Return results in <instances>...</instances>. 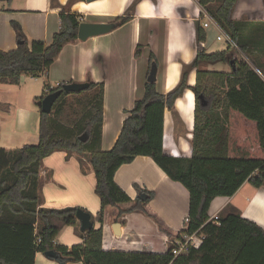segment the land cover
<instances>
[{
  "label": "trees",
  "instance_id": "1",
  "mask_svg": "<svg viewBox=\"0 0 264 264\" xmlns=\"http://www.w3.org/2000/svg\"><path fill=\"white\" fill-rule=\"evenodd\" d=\"M237 1L198 0V5L212 16L252 66L238 61L230 46L213 53L198 50L194 60L182 66L180 80L170 92L159 93L155 83L145 82L142 97L125 111L120 133L109 151L101 149L103 85L93 82H89L87 90L98 87V91L88 98L86 108L72 125L57 119L65 97L74 94L62 92L50 114L39 110L36 144L13 150L0 148V264H34L36 253L49 250L60 255L53 260L59 264H64L66 258L82 264H264V231L257 224L238 214H227L218 216L216 225L208 216L215 198L233 196L245 182L255 188L264 185V71L258 59L264 51V23L234 20ZM134 8L135 3L114 19L116 28L131 20ZM79 23L74 14L62 13L60 29L51 43L46 46L42 41H33L30 47L21 27L12 23L20 44L15 50L0 51V82L17 86L23 75H45L63 47L77 40ZM205 38L196 20V44ZM141 50L137 45L136 59ZM153 62L156 60L151 52L147 73ZM219 62L230 65V74L200 68L202 64ZM192 69L196 70L195 83L189 86L187 76ZM63 84L43 92L40 100ZM185 89L191 90L195 99L191 156L172 157L163 152L164 111L173 110L175 100ZM200 96L206 105L201 106ZM84 134L86 142L79 140ZM56 151L86 158L100 204L95 217L100 227L80 233L83 243L70 249L54 247L53 241L62 225L77 223L75 212L79 208L46 209L41 207L39 195L42 161ZM139 156L151 158L169 180L187 191L188 214L180 232H169L149 207L153 192L135 185L138 195L144 194L146 199L137 196L131 200L115 183L116 171ZM129 203V208H119ZM108 207L118 210L117 219L133 211L142 213L169 239L199 231L202 243L177 257L170 249L165 253L104 251L102 224Z\"/></svg>",
  "mask_w": 264,
  "mask_h": 264
},
{
  "label": "crops",
  "instance_id": "2",
  "mask_svg": "<svg viewBox=\"0 0 264 264\" xmlns=\"http://www.w3.org/2000/svg\"><path fill=\"white\" fill-rule=\"evenodd\" d=\"M155 1L157 6L153 5ZM189 1H193L192 5L189 7L185 2L182 14H178L177 10L175 13L172 2L164 14L165 0H94L91 3H86L85 0H26L24 9L1 6L0 51L7 52L17 47L12 23L21 27L29 47L33 41H42L48 46L53 35L60 29L62 13L74 14L77 20H84L82 22L114 23L116 17L123 16L135 3L130 21L104 35L67 43L47 73L40 76L47 80L43 92L56 88L61 83L93 82L103 85L101 149L109 151L120 133L126 117L125 111L131 110L134 102L143 95L149 53L152 52L155 56L156 90L162 94L177 86L182 66L189 65L194 60L199 50L195 39V21L199 15L196 6L199 5L198 0ZM232 18L236 21L264 23V0L259 3L257 0H238ZM147 21H154L153 30L145 27L144 22ZM210 32L211 30L205 31L206 38L203 42V49L207 53L214 52L210 50L213 42V36L209 38ZM137 45L142 50L140 57L136 59L134 52ZM258 59L261 70L264 71V51L258 55ZM215 64L219 66L202 64L200 68L230 74L229 64ZM195 71L192 69L188 73L189 86L195 83ZM256 72L261 75L259 70L256 69ZM97 88L89 91L87 97H91ZM71 97L67 96L63 103H69L73 99ZM194 107V95L191 90L185 89L175 100L173 110L164 111L163 152L166 155L184 158L191 156ZM35 122L36 125H32V145L38 141L39 112ZM41 167V207L57 210L67 207L82 209L90 213L93 227L98 229L100 224L95 221V217L100 210L99 198L94 192L95 178L86 158L76 155L69 157L63 151H56L42 161ZM114 181L131 200L138 196L135 185L153 192L154 197L149 202V207L163 220L169 232H180L188 214V193L179 183L169 180L151 158L139 156L132 163L121 166L114 175ZM131 205L122 204L119 208L127 209ZM117 212L116 208L111 207L104 211V251L165 253L168 244L174 240L159 232L155 223L140 212H129L118 219ZM227 214H238L264 231V185L255 188L245 182L233 196L217 197L211 202L209 217ZM76 222L74 225L61 226L53 241L54 247L70 249L83 243L80 224L77 220ZM34 264L59 263L38 252L35 254ZM64 264L82 263L67 261Z\"/></svg>",
  "mask_w": 264,
  "mask_h": 264
},
{
  "label": "rangeland",
  "instance_id": "3",
  "mask_svg": "<svg viewBox=\"0 0 264 264\" xmlns=\"http://www.w3.org/2000/svg\"><path fill=\"white\" fill-rule=\"evenodd\" d=\"M133 1L137 2L138 0ZM25 2L26 0H8L0 2V7L6 6L11 8L24 9L26 7ZM171 2L172 6H174V11L177 10L178 14L184 13V7H186L185 2L189 7L193 3V1H191V3L189 0H165L163 4L164 14L171 6ZM257 2L259 3L260 0H257ZM155 3L156 1L153 2V5H156ZM196 7L199 9L198 12H200L199 6ZM177 12L175 11V13ZM162 20H164V18ZM79 21L81 20L79 19ZM147 22H144L145 27L149 30H153L152 24H154V21ZM213 35L214 30H211L209 38H212ZM227 46L228 45H226L225 43L218 42L214 38L210 50L217 52L224 50ZM232 50V55H234L235 53V55H237L236 59L238 61L246 62L250 66H252L246 56L234 50V48H232ZM209 65L217 66L216 64ZM217 67L214 69H217ZM45 83L47 84V80L43 79V77L38 76L37 79H35L30 75H23L21 77L20 83L17 86L0 82V148L5 150H13L16 148H21L24 145H31L33 143L32 132L34 126L32 125H36L35 118L37 117L39 112L37 102L43 96V87ZM97 91L94 93V95H96ZM87 94H90L89 91L84 90L81 93L67 95L72 96L71 98L73 99H69L70 102L67 104L62 103L60 105L61 111L59 116H57V119L66 125H72L73 122H75L80 117V115L86 108V104L89 100ZM94 95L92 94L90 96L93 97ZM25 128L27 129L25 130ZM27 130L28 133H25ZM170 247L171 244L169 243L168 249H170ZM168 249H166L165 251H167Z\"/></svg>",
  "mask_w": 264,
  "mask_h": 264
},
{
  "label": "water",
  "instance_id": "4",
  "mask_svg": "<svg viewBox=\"0 0 264 264\" xmlns=\"http://www.w3.org/2000/svg\"><path fill=\"white\" fill-rule=\"evenodd\" d=\"M8 0H0V2H4ZM94 0H85L86 3H91ZM116 25L115 23H90V22H80L78 25L77 30V39L80 41H85L86 39L90 37L100 36L104 35L106 33H109L111 30L115 29ZM17 44H20V42H17ZM199 50H202L201 47H199ZM156 75H157V65L155 62L151 63L148 75L146 77V82L149 83H155L156 81ZM89 88V82H70L65 83L61 86L59 90H56L46 96L43 97L40 101L37 102V106L41 113L43 114H50L52 105L56 101V99L61 95L62 92L64 93H80L84 90H87ZM201 106L206 105V102L203 100V98L199 97ZM88 139L87 135L84 134L81 137H79V140L82 142H86ZM139 199L145 200L146 196L144 194L138 195ZM75 219L80 224V231L87 232L93 228V224L91 222V215L90 213L82 210L77 209L75 212ZM116 234H118L116 232ZM43 255L50 259V260H56L60 255L55 250H49L43 253ZM72 261L71 258H66L65 262ZM64 262V263H65Z\"/></svg>",
  "mask_w": 264,
  "mask_h": 264
},
{
  "label": "built area",
  "instance_id": "5",
  "mask_svg": "<svg viewBox=\"0 0 264 264\" xmlns=\"http://www.w3.org/2000/svg\"><path fill=\"white\" fill-rule=\"evenodd\" d=\"M201 15V17H200ZM81 20V18H80ZM197 20L200 21L202 28L206 30H214V38L218 42H223L226 45L234 48V50L243 54L233 42V40L223 31V29L216 23V21L212 18V16L206 12L205 10L201 9L199 15L197 16ZM82 22V20L80 21ZM213 38V39H214ZM204 43L200 42L199 47L201 49L204 48ZM244 55V54H243ZM237 55H235L236 57ZM245 56V55H244ZM186 220V219H185ZM209 221H213L216 225L218 223V216L209 217ZM203 240V236L200 235L199 231L194 232L191 235L182 234L179 238H174L171 243L170 252L173 257L181 256L187 254L192 248H198Z\"/></svg>",
  "mask_w": 264,
  "mask_h": 264
},
{
  "label": "flooded vegetation",
  "instance_id": "6",
  "mask_svg": "<svg viewBox=\"0 0 264 264\" xmlns=\"http://www.w3.org/2000/svg\"><path fill=\"white\" fill-rule=\"evenodd\" d=\"M82 20V19H81Z\"/></svg>",
  "mask_w": 264,
  "mask_h": 264
}]
</instances>
